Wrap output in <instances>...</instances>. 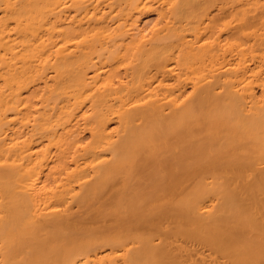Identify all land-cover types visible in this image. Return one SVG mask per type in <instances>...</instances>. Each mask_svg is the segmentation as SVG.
<instances>
[{
  "label": "bare ground",
  "instance_id": "6f19581e",
  "mask_svg": "<svg viewBox=\"0 0 264 264\" xmlns=\"http://www.w3.org/2000/svg\"><path fill=\"white\" fill-rule=\"evenodd\" d=\"M0 264H264V0H0Z\"/></svg>",
  "mask_w": 264,
  "mask_h": 264
}]
</instances>
